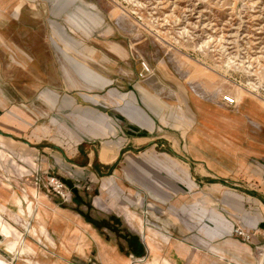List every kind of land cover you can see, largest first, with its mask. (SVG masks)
I'll return each mask as SVG.
<instances>
[{"label":"crops","instance_id":"0c3cea01","mask_svg":"<svg viewBox=\"0 0 264 264\" xmlns=\"http://www.w3.org/2000/svg\"><path fill=\"white\" fill-rule=\"evenodd\" d=\"M31 7L37 9L35 3ZM12 16L21 21L20 44L11 38ZM71 20L69 16V23ZM72 24L67 28L58 23L49 26L54 50L47 51L42 31H28L33 17L27 0H17L14 5L0 0V64L9 58L10 68L5 73L11 72L12 61L17 64L14 67L25 70L26 78L32 81L23 82L20 90L34 92L50 111L45 121L39 122L23 108L11 107L0 87V177L6 180V172L15 171L19 177L11 179L24 180L21 189L6 183L17 195L26 194L36 202L37 210L33 205L32 213L38 211L41 217L38 221L34 218L36 225H43L51 233H69L72 227H81L101 240L99 229L110 227L101 221H88L79 210L57 206L31 182L30 175L55 173L74 191L80 184L88 191L96 189L99 194L95 203L108 209L119 206L122 194L127 192L121 179L130 176L133 186H142L156 200L171 204L174 222L179 221L180 213L195 218L198 244L215 254H226L214 244L217 240L226 238L230 245L235 244L228 235L236 223L251 234L254 244L262 243L264 110L246 107V103L238 110L236 104L216 98L192 101L182 82L179 90L183 95L179 104H174L160 95L163 86L156 90L129 80L134 71L128 66L122 68L129 72L125 76L111 72L114 61L129 64L130 53L122 45L110 41L111 57L102 53L96 56L98 49L79 41L75 36L79 30ZM83 25L87 31V24ZM112 44L119 46V52L111 48ZM173 109L181 120L174 116ZM21 136H27L26 140ZM160 138L165 140L162 146L169 142L168 148H157ZM128 190L129 195L135 192L134 187ZM77 192L75 204L83 205L82 199L85 203L87 200ZM136 194L137 200L143 199L141 193ZM216 200L222 202L224 211ZM125 209L150 251L143 264H173L170 254L174 248L189 256L186 264H207L203 254L191 252L184 242H175L157 229H145L143 219L128 206ZM130 241L140 247L132 245L131 255L142 259L145 249L141 241L138 237ZM109 246L119 253L116 243ZM109 255V262L131 264L129 256ZM258 264H264L261 252Z\"/></svg>","mask_w":264,"mask_h":264},{"label":"rangeland","instance_id":"374dc122","mask_svg":"<svg viewBox=\"0 0 264 264\" xmlns=\"http://www.w3.org/2000/svg\"><path fill=\"white\" fill-rule=\"evenodd\" d=\"M8 1L12 5L17 2ZM31 3H35L37 9H31ZM27 8L33 17V25L27 26L28 31L31 28L35 32L42 31L44 48L47 51L54 50L49 41V26L58 23L67 28L68 24L74 23L77 27L75 30H79L75 34L76 38L96 47V56L102 53L111 57L110 41L118 42L129 51V64L114 61L111 72L125 76L129 72L125 73L122 68L128 66L134 71L133 78L129 80L146 83L156 90L163 86V90H159L160 95L174 104H179V96L183 95L179 90L182 82V89L188 92L192 101L212 98L224 101L223 97L228 95L235 99L238 110L245 103L246 107L264 110V0H27ZM85 8L87 12L84 11ZM81 14L84 16H80ZM69 16L72 18L70 23ZM12 19L11 38L20 44L21 21L14 17ZM83 24H87V31ZM67 44L70 48L71 43ZM111 48L117 52L120 49L117 44H112ZM1 53L3 55V50ZM95 58L99 62L100 58ZM5 61L0 64V87L3 88L1 92L12 104L11 107L17 105L35 120L45 121L43 118L50 113L47 106L37 100L34 92L20 90L23 82L32 80L26 78L25 70L14 67L17 64L13 61L11 72L5 73L10 68L9 58ZM145 63L152 73L145 71ZM171 90L177 93V98L173 91V97L170 95ZM173 114L177 119H182L175 109ZM26 138L27 136H21L22 140ZM161 141L165 140H156L157 148H168L169 142L166 141L165 146H162ZM6 173V180L13 186L20 189L25 187L21 178L11 179L19 177L17 172ZM50 175L55 173H37L29 177L40 192L57 206L79 210L88 221H101L108 223L110 227L99 229L102 240L81 227H78L80 230L72 227L73 230L69 233L47 232V228L41 224L38 228L34 218L38 221L41 217L38 211L36 213L34 210L32 213L33 199L26 194L23 197L18 195L14 199L13 196L18 193L11 191L1 176L0 264H118L108 261L109 253L129 256L131 264H143L149 259L150 251L142 234L131 225L125 206L143 219L145 229L152 227L168 234L175 242H184L192 249L191 252L203 254L207 258V264H258L260 252L264 254V247L261 248L264 241L254 244L238 235L236 229L243 228L241 223H236L235 229L228 235L235 241L234 245H230L226 238L214 242L225 251V255L220 256L209 247L199 245L196 219L180 213L179 221L174 222L171 204L156 200L142 186H133L130 176L122 177L121 183L126 186L127 192L131 187H134L135 192L132 195L123 193L119 206L108 209L101 203H95L99 192L92 188L86 190L84 184L76 188L87 200L86 203L82 199L83 205L75 204L78 192L74 190H71L72 198L64 202L46 188L47 177ZM225 184L233 187L230 183ZM68 187L71 188L69 185ZM136 192L143 195L142 200L136 199ZM217 203L223 210L222 202ZM34 209L37 210L36 202ZM16 213H22L23 217L20 214V220L15 218ZM225 214L230 215L227 211ZM74 237L77 238L74 240ZM133 237H138L144 246L145 255L142 259L131 255L132 245L140 248L130 241ZM240 242L249 244L252 249L247 250ZM113 243L117 244L119 253L110 250L109 244ZM22 247L24 250L19 251ZM170 255L173 264L188 262L189 256L182 255L177 248Z\"/></svg>","mask_w":264,"mask_h":264},{"label":"built area","instance_id":"2783aa9c","mask_svg":"<svg viewBox=\"0 0 264 264\" xmlns=\"http://www.w3.org/2000/svg\"><path fill=\"white\" fill-rule=\"evenodd\" d=\"M144 69L147 73L150 72L149 66L145 63ZM223 100L229 105H234L236 103L235 99L232 96L225 95ZM37 179L40 180V177L37 176ZM46 188L58 195L64 202L69 201L72 198V189L69 188L60 178L55 175H50L47 177ZM238 235H241L246 241L251 240V234L248 233L244 228L238 227L236 229Z\"/></svg>","mask_w":264,"mask_h":264},{"label":"bare ground","instance_id":"6f19581e","mask_svg":"<svg viewBox=\"0 0 264 264\" xmlns=\"http://www.w3.org/2000/svg\"><path fill=\"white\" fill-rule=\"evenodd\" d=\"M119 24L122 25V24H121V21H119ZM143 71H144V70H143ZM149 73H152V72H151V69H150V72H149ZM149 75H150V74H149ZM238 94H239V93H238ZM238 97H239V96H238ZM239 100H241V97H240ZM2 189H4V188H2ZM13 198H14V199H17V198H18V195L13 196ZM34 202H35V201L33 200V201H32L33 205H34ZM4 207H5V206H4ZM11 215H12V214H11ZM14 216H15V218H17V219H19V220L21 219V217H20L19 215H17V213H16V215L14 214ZM48 236H49V238H52L51 235L48 234ZM17 246H18V245H17ZM17 246H16V248H17ZM23 250H24V247H22V248L19 249V251H23ZM16 251H17V250H16ZM263 251H264V250H263Z\"/></svg>","mask_w":264,"mask_h":264},{"label":"trees","instance_id":"16d2710c","mask_svg":"<svg viewBox=\"0 0 264 264\" xmlns=\"http://www.w3.org/2000/svg\"><path fill=\"white\" fill-rule=\"evenodd\" d=\"M141 246L143 247V245H142V244H141ZM135 253H137V254H138L139 252H135ZM139 255H140V254H139Z\"/></svg>","mask_w":264,"mask_h":264}]
</instances>
